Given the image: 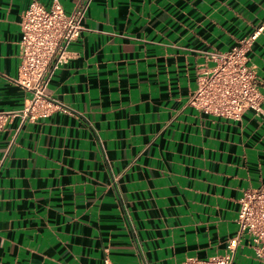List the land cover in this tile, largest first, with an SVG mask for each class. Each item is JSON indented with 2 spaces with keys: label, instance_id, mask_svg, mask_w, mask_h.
Returning a JSON list of instances; mask_svg holds the SVG:
<instances>
[{
  "label": "crops",
  "instance_id": "crops-1",
  "mask_svg": "<svg viewBox=\"0 0 264 264\" xmlns=\"http://www.w3.org/2000/svg\"><path fill=\"white\" fill-rule=\"evenodd\" d=\"M0 0V264H183L230 253L244 191L264 186V115L197 110L198 77L260 27L264 0H93L47 96L24 115L20 23ZM70 12L77 0H57ZM264 107V102H263ZM233 264H264L243 236Z\"/></svg>",
  "mask_w": 264,
  "mask_h": 264
},
{
  "label": "built area",
  "instance_id": "built-area-1",
  "mask_svg": "<svg viewBox=\"0 0 264 264\" xmlns=\"http://www.w3.org/2000/svg\"><path fill=\"white\" fill-rule=\"evenodd\" d=\"M93 0H77L70 12L59 1L50 8L33 2L20 23V67L18 83L32 93L24 115L30 119L49 117L59 105L47 96L48 86L60 67L69 60V48L83 30V22ZM263 27L240 40L228 51L208 55L214 65L201 73L190 104L216 117L239 121L253 111L264 115V96L259 90L255 70L249 65V52ZM10 114L0 113V131ZM237 218L238 234L230 242V253L206 261L187 258L183 264H233L243 236L250 237L251 249L264 263V186L244 191ZM105 264H114L107 261Z\"/></svg>",
  "mask_w": 264,
  "mask_h": 264
}]
</instances>
